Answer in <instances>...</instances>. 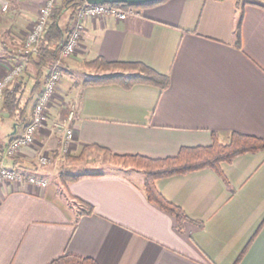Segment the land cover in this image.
I'll use <instances>...</instances> for the list:
<instances>
[{
    "label": "crops",
    "instance_id": "1",
    "mask_svg": "<svg viewBox=\"0 0 264 264\" xmlns=\"http://www.w3.org/2000/svg\"><path fill=\"white\" fill-rule=\"evenodd\" d=\"M4 1L0 75L22 58L19 50L44 3ZM138 8L125 20H86L81 45L63 60L48 123L13 158L1 148L25 125L0 108V166L48 180L47 186L0 185V264H48L67 253L100 264H264V149L222 162L226 177L207 167L157 178L158 189L189 216L181 227L148 199L141 170L111 163L96 150L71 164L59 150L54 122L70 104L77 107L70 152L76 155L98 143L163 157L183 145L210 144L213 131L222 142L233 130L264 137V0H164ZM98 56L146 62L167 74L169 85L86 83L105 73L85 66ZM42 154L52 162L40 165ZM63 171L83 175L69 181Z\"/></svg>",
    "mask_w": 264,
    "mask_h": 264
},
{
    "label": "trees",
    "instance_id": "2",
    "mask_svg": "<svg viewBox=\"0 0 264 264\" xmlns=\"http://www.w3.org/2000/svg\"><path fill=\"white\" fill-rule=\"evenodd\" d=\"M156 0L146 3H115L122 6L129 5H148L162 2ZM86 0H55V5L51 10L50 22L44 35L40 38L38 51L29 53L26 56L25 70L13 82L4 88V95L1 102V110L16 120L17 124L25 126L28 120V111L31 103L34 101L35 93L41 91V85L45 83L46 78L58 58L59 51L65 44L72 27L71 22H75L78 9ZM66 10L69 11L65 16ZM236 24V40L241 43L242 21L244 19L243 11L239 15ZM85 66L90 70L99 69L105 71L86 83H99L106 81L118 82L124 86L130 87L136 83H154L165 89L170 82L167 74L162 73L143 61H111L103 56L89 59ZM132 69V72L125 73L119 69ZM134 70V71H133ZM32 80L31 88L28 86ZM44 81V82H43ZM28 92V94H27ZM3 116H0V121ZM16 135V134H14ZM14 135H11L14 137ZM11 137V138H12ZM10 138V139H11ZM212 142L207 145H183L176 154L153 157L142 153H118L98 143L87 144L84 146L79 158L84 156L88 150L93 149L108 158V161L123 167L141 170L144 173V189L148 199L158 204L164 210L169 211L176 216L178 224L189 219L184 208L169 200L157 187V178L167 177L174 174H183L202 168H212L220 175L224 176L222 162H229L241 153L253 152L264 149V137L254 134H248L242 131L233 130L228 142L219 140L218 133L213 131ZM4 145L1 152H4ZM78 158V157H77ZM83 174L62 172L63 179L78 178ZM226 177V176H224ZM93 206L89 205L86 211H92ZM48 264H100L94 257L80 256L73 253H67L56 257Z\"/></svg>",
    "mask_w": 264,
    "mask_h": 264
},
{
    "label": "built area",
    "instance_id": "3",
    "mask_svg": "<svg viewBox=\"0 0 264 264\" xmlns=\"http://www.w3.org/2000/svg\"><path fill=\"white\" fill-rule=\"evenodd\" d=\"M3 8H7L4 0ZM55 5V0H45L39 8L38 17L31 30L25 37L19 55L22 56L14 62L10 69L0 75V102L4 95V88L13 83L20 75L24 73L26 65V56L29 53H36L40 38L44 35L50 22L51 10ZM136 5L122 6L115 3H90L86 1L79 9L72 27V30L62 48L59 51L58 58L55 60L48 77L45 80L43 88L37 99L35 100L32 117L25 126L24 130L12 137L5 146L4 155L10 158L16 156L22 147L35 143L37 134L48 123L50 119L49 106L54 100L59 90V84L63 77L62 64L63 60L75 54L81 45L82 34L84 33L86 20L100 16H114L117 19L125 20L128 17L140 13ZM76 105L70 104L66 117L62 120L58 119L54 122L55 128L61 132L59 150L62 154H69L72 151V143L74 141L73 121L76 116ZM52 162L51 155L42 154L39 156L38 163L46 165ZM5 181H28L39 186H47L48 180L40 175H25L22 171L12 166H0V185Z\"/></svg>",
    "mask_w": 264,
    "mask_h": 264
},
{
    "label": "rangeland",
    "instance_id": "4",
    "mask_svg": "<svg viewBox=\"0 0 264 264\" xmlns=\"http://www.w3.org/2000/svg\"><path fill=\"white\" fill-rule=\"evenodd\" d=\"M44 2H45V0H44ZM139 7V6H138ZM137 7V8H138ZM68 14H69V11H67L66 10V13H65V16H68ZM119 70H124V71H127L128 73L129 72H132V69H126V68H124V69H119ZM134 71V70H133ZM123 72V71H122ZM5 126V125H4ZM83 150V149H82ZM90 150H93V149H90ZM90 150H88L87 151V153L84 155V156H82L81 158H79V155L82 153V151H81V153H79V155H76L75 153L73 154V153H67V154H65V156H66V158L68 159V160H70V163L71 164H73V163H75L76 161H78V160H83V159H85L86 157H87V154H88V152L90 151ZM98 152V151H97ZM98 153H100V152H98ZM71 154V155H70ZM102 154V153H101ZM78 157V158H77ZM108 159V158H107ZM88 164L90 165L89 167H92L93 165H95V164H93L92 162H88ZM68 165V164H67ZM96 169H99V168H96Z\"/></svg>",
    "mask_w": 264,
    "mask_h": 264
},
{
    "label": "water",
    "instance_id": "5",
    "mask_svg": "<svg viewBox=\"0 0 264 264\" xmlns=\"http://www.w3.org/2000/svg\"><path fill=\"white\" fill-rule=\"evenodd\" d=\"M90 3H104V2H109V3H146V2H152L156 0H86ZM16 128L13 131V134L16 132Z\"/></svg>",
    "mask_w": 264,
    "mask_h": 264
}]
</instances>
